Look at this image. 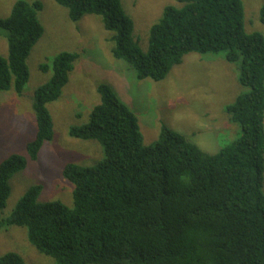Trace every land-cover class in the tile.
<instances>
[{
    "label": "trees",
    "instance_id": "obj_1",
    "mask_svg": "<svg viewBox=\"0 0 264 264\" xmlns=\"http://www.w3.org/2000/svg\"><path fill=\"white\" fill-rule=\"evenodd\" d=\"M55 1L74 23L100 18L113 34L114 57L139 80H165L189 54L224 53L246 90L226 107L241 134L210 155L163 125L160 139L145 146L136 114L101 84L89 122L69 131L104 152L93 167L65 166L74 207L40 203L42 187L34 186L3 218L13 177L54 138L48 105L61 98L79 59L63 52L41 67L53 76L33 94L37 133L27 156L0 164V231L25 229L29 243L54 264H264V35L246 32L242 0H177L181 7L167 6L151 27L146 52L122 0ZM42 9L21 0L0 18L9 52L0 56V93L23 95L28 58L45 34ZM260 18L264 24V7ZM0 264L27 263L11 252Z\"/></svg>",
    "mask_w": 264,
    "mask_h": 264
},
{
    "label": "rangeland",
    "instance_id": "obj_2",
    "mask_svg": "<svg viewBox=\"0 0 264 264\" xmlns=\"http://www.w3.org/2000/svg\"><path fill=\"white\" fill-rule=\"evenodd\" d=\"M18 1L21 0H0V18H8ZM23 1L43 4L39 19L45 34L28 58L30 80L23 95L14 91L0 93V164L14 154L26 157L27 145L36 137L33 94L53 76V71L43 73L41 67L51 66L63 52L77 54L79 59L61 98L48 105L54 138L44 144L37 161H29L27 168L13 177L3 218L11 215L18 201L34 186L42 187L40 203L61 202L74 207V186L63 177L65 166L93 167L104 160V152L98 142L75 139L69 131L89 122L92 109L101 102V84L110 86L136 114L145 146L160 139L163 125L210 155L219 153L240 136L241 128L230 121L226 107L246 90L238 81L237 66L226 61L224 53L189 54L165 80H139L125 61L114 57L113 34L104 28L100 18L85 16L74 23L68 9L55 0ZM122 2L135 22V36L145 52L150 29L160 20L164 9L181 7L177 0ZM242 2L246 32L264 35L260 20L264 0ZM4 36L5 32L0 31V56L8 58ZM11 252L22 256L27 264H54L53 259L40 254L29 243L26 230L20 227L0 231V258Z\"/></svg>",
    "mask_w": 264,
    "mask_h": 264
}]
</instances>
